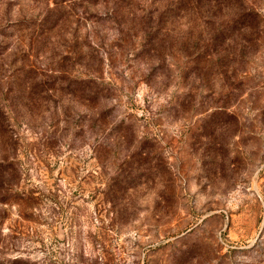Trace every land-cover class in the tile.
Segmentation results:
<instances>
[{"label":"rangeland","instance_id":"rangeland-1","mask_svg":"<svg viewBox=\"0 0 264 264\" xmlns=\"http://www.w3.org/2000/svg\"><path fill=\"white\" fill-rule=\"evenodd\" d=\"M0 264H264V0H0Z\"/></svg>","mask_w":264,"mask_h":264}]
</instances>
